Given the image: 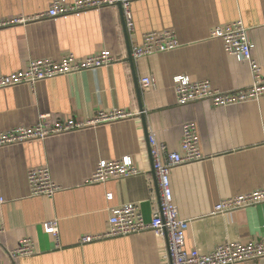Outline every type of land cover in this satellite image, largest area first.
Segmentation results:
<instances>
[{"label": "crops", "instance_id": "1", "mask_svg": "<svg viewBox=\"0 0 264 264\" xmlns=\"http://www.w3.org/2000/svg\"><path fill=\"white\" fill-rule=\"evenodd\" d=\"M71 1V0H66ZM52 0H0V76L22 72L31 61L83 59L107 51L110 66L0 90V135L33 127L40 116L53 122L85 121L99 111L133 114L97 127L42 141L0 148V264H164L166 240L151 231L80 245L84 235L108 231L112 211L134 204L148 222L158 208V190L148 134L180 152L182 125L195 124L204 160L174 168L170 186L178 218L188 221L185 251L206 255L224 243L253 244L264 236V203L214 215L215 205L264 187V96L220 108L202 100L176 105L173 79L207 81L222 92L251 85L246 63L225 53L214 27L240 21L249 29L254 59L264 72V0H135L133 30L125 31L116 6L50 19H35ZM175 33L180 47L132 59V47L148 33ZM126 32V34H125ZM152 77L155 89L142 91ZM141 109L143 110L141 116ZM129 157L139 174L89 185L99 161ZM47 167L60 190L31 197L30 169ZM110 195V199H108ZM57 220V238L43 224ZM23 239L34 253L11 259ZM238 264H264V258Z\"/></svg>", "mask_w": 264, "mask_h": 264}, {"label": "built area", "instance_id": "2", "mask_svg": "<svg viewBox=\"0 0 264 264\" xmlns=\"http://www.w3.org/2000/svg\"><path fill=\"white\" fill-rule=\"evenodd\" d=\"M135 0H52L49 8L35 19H50L69 15L97 11L120 5L126 32L133 30L130 5ZM29 19L18 18L0 23V28L15 24H24ZM209 38L220 39L225 53L233 56L238 62L246 63L250 69L252 82L246 88L222 92L213 88L207 81H190L185 76L173 79V91L176 105L208 100L214 107H230L264 96V72L253 57L254 44L250 39L249 29L240 21L222 27H214ZM180 44L174 32L148 33L143 35L141 44L131 48L132 59L150 56L177 49ZM118 60L107 51L97 55L76 59L72 54H65L58 61H31L22 72L0 76V90L10 87L29 85L56 77H67L83 71H91L110 66ZM155 80L145 77L140 80V89L144 92L155 89ZM143 113V112H142ZM140 113V114H142ZM133 114L113 110L99 111L85 121L53 122L47 115L40 116L37 123L30 128L18 127L0 135V148L33 141H42L48 137L69 133L76 130L97 127L115 121L133 118ZM149 155L152 171L158 190V208L152 219L144 221L139 209L134 204H125L112 211L108 220V231L100 235H84L79 244L84 245L103 239L128 236L144 231H151L156 237L166 240L164 264H238L244 261L264 258V236L253 244L242 245L237 242L224 243L211 253L203 255L196 249L187 253L185 233L188 221L178 218L170 186V173L174 168L194 164L205 159L199 148L197 128L194 123L182 125L180 152H172L158 142L152 133L148 134ZM139 174L129 157L115 161H99L95 171L88 179L89 185L105 183L113 179H123ZM27 185L31 197H52L60 187L53 182L49 169L40 167L27 172ZM110 199V195L107 196ZM5 200L0 198V205ZM264 203V187L252 193L224 199L218 202L213 210L214 215L226 214ZM45 233L57 238L58 222L51 220L43 225ZM4 229L0 226V233ZM34 253L30 239L21 240L17 247L8 252L11 259L29 256Z\"/></svg>", "mask_w": 264, "mask_h": 264}, {"label": "water", "instance_id": "3", "mask_svg": "<svg viewBox=\"0 0 264 264\" xmlns=\"http://www.w3.org/2000/svg\"><path fill=\"white\" fill-rule=\"evenodd\" d=\"M118 7L121 9L120 5H118ZM121 11H122V10H121ZM122 14H123V13H122ZM125 31H126V29H125ZM125 34H126V32H125ZM130 55H131V52H130ZM130 61L132 62V57H131V56H130ZM142 111H143V110L141 109L140 112L142 113ZM141 116H142V114H141Z\"/></svg>", "mask_w": 264, "mask_h": 264}]
</instances>
